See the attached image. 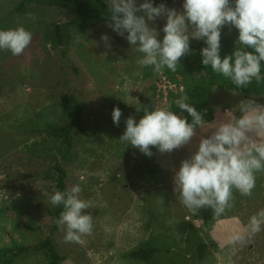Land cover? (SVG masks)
<instances>
[{"label": "rangeland", "instance_id": "374dc122", "mask_svg": "<svg viewBox=\"0 0 264 264\" xmlns=\"http://www.w3.org/2000/svg\"><path fill=\"white\" fill-rule=\"evenodd\" d=\"M152 3L179 11L183 0ZM108 23L79 18L49 0H0V29L22 25L33 35L19 56L0 50V264H49L41 247L47 237L59 264H264V226L243 244L228 243L264 209V172L256 173L252 195L234 191V207L219 217L207 208L188 211L173 182L174 170L218 117L239 115V101L250 97L264 104V94L226 88L232 82L202 64L206 44L195 39L176 72L140 67L141 54ZM165 23L149 24L161 40ZM236 39L232 27L222 29V58L233 53ZM162 83H169L166 90L158 89ZM181 98L207 122L189 145L171 153L152 147L149 157L119 139L126 119L138 122L145 107L172 110L191 123L178 107ZM115 107L122 112L119 126ZM64 126L69 146L51 135ZM57 168L66 188L79 184L80 198L91 202L86 212L94 227L83 244L65 242L58 227L52 232L62 205L53 206L44 193L58 190Z\"/></svg>", "mask_w": 264, "mask_h": 264}, {"label": "clouds", "instance_id": "9594fccd", "mask_svg": "<svg viewBox=\"0 0 264 264\" xmlns=\"http://www.w3.org/2000/svg\"><path fill=\"white\" fill-rule=\"evenodd\" d=\"M109 18L108 27L124 37L131 48L141 54L135 63L140 67H152L161 73L166 67L176 72L180 59L191 53L190 40L204 41L200 50L202 64L210 66L214 73L229 79L237 89H244L253 80L264 81L261 66L264 62V0H183L182 10L169 8L164 3L153 6L152 0H105ZM30 18L35 19L30 15ZM165 18L163 38L150 22ZM228 26L238 30L231 55H220L222 29ZM125 33L127 35L125 36ZM32 33L22 25L0 29V50L19 56L30 45ZM101 40L110 48L109 37ZM235 94V93H234ZM181 113L177 115L166 108L143 109L144 115L137 122L132 116L126 121V129L119 138L141 153L151 157L152 147L160 153H171L192 143L197 129L207 123L201 112L185 98L177 101ZM238 113L228 118H217L214 129L198 137L195 151L182 160L174 170L175 191H179L180 203L194 214L202 208L211 209L219 217L234 207V191L250 197L256 186V173L264 172V104L254 97L239 101ZM137 108V111H140ZM112 120L119 126L122 112L112 111ZM82 188L73 185L66 191H54L49 195L53 206H63L56 225L65 233V242L84 243L91 235L93 218L86 210L91 202L80 198ZM264 226V209L249 217L240 232L229 237L230 245L243 244L259 233Z\"/></svg>", "mask_w": 264, "mask_h": 264}, {"label": "trees", "instance_id": "16d2710c", "mask_svg": "<svg viewBox=\"0 0 264 264\" xmlns=\"http://www.w3.org/2000/svg\"><path fill=\"white\" fill-rule=\"evenodd\" d=\"M49 2L59 8H71L77 17L88 19L90 21L109 22V18L111 16L110 11H108L107 4L99 0H49ZM232 28L238 37V30L235 29V27ZM55 31L56 39L60 43L61 38L58 34L59 28L56 27ZM125 35H127V33H125ZM261 75L264 76V62H262L261 66ZM226 88L236 90L244 95H263L264 81L257 83L255 80H253L252 83L247 85L244 89H237L233 83L227 85ZM51 135L61 137L66 146H69V126H64L63 128H60V130L53 131L51 132ZM56 171L58 173L56 187L59 191H66L67 188L64 184V171L59 168H57ZM62 210L63 206L58 208L54 213L55 223L53 225L52 232L57 229L56 220L58 219ZM41 247L45 248L48 252L49 264H59L61 258L50 245V240L48 237L41 244Z\"/></svg>", "mask_w": 264, "mask_h": 264}, {"label": "built area", "instance_id": "2783aa9c", "mask_svg": "<svg viewBox=\"0 0 264 264\" xmlns=\"http://www.w3.org/2000/svg\"><path fill=\"white\" fill-rule=\"evenodd\" d=\"M168 85H169V83H162V85H161V87L159 86V85H157V87H158V89H163V90H166L167 89V87H168Z\"/></svg>", "mask_w": 264, "mask_h": 264}]
</instances>
